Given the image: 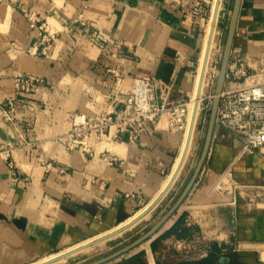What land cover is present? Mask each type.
I'll list each match as a JSON object with an SVG mask.
<instances>
[{"label": "crops", "instance_id": "0c3cea01", "mask_svg": "<svg viewBox=\"0 0 264 264\" xmlns=\"http://www.w3.org/2000/svg\"><path fill=\"white\" fill-rule=\"evenodd\" d=\"M216 1L0 0V105L13 96L17 74L46 83L18 95L12 124L0 112V146L18 145L9 155L10 168L0 157V264H40L65 255L129 224L164 189L185 135L171 131L165 116L135 143L125 136L115 140L113 130L92 135L89 155L64 150L56 137L71 129L73 113L114 111L109 97L130 91L134 77L152 78L156 96L165 90L169 102L188 107L197 93ZM235 2H220L207 71L218 69ZM27 13L38 19L34 28ZM38 26L51 36L47 44ZM232 55L252 68L264 55V0L238 1ZM197 118L184 169L134 226L154 224L186 185L206 128ZM221 176L226 185L216 190ZM263 178L264 161L214 129L200 173L178 209L128 256L140 254L144 264H190L172 243L182 231L183 238L196 234L215 247L213 264L220 257L227 264H264V210L247 203ZM127 232L112 238L111 247L126 242Z\"/></svg>", "mask_w": 264, "mask_h": 264}, {"label": "built area", "instance_id": "2783aa9c", "mask_svg": "<svg viewBox=\"0 0 264 264\" xmlns=\"http://www.w3.org/2000/svg\"><path fill=\"white\" fill-rule=\"evenodd\" d=\"M199 3L194 2L193 13H198ZM29 26L34 28L37 17L27 13ZM40 30L41 43L47 44L51 36L47 35L42 26ZM256 67L252 68L247 59L232 55L229 56L224 84L217 95L218 103L215 111L214 129L231 134L240 141L244 150L252 151L264 161V55L255 61ZM216 67L212 66L206 72L204 87L210 92L216 83ZM45 80L31 74H17L13 77V91L11 97L6 98L0 105L2 120L12 124L16 116L15 103L20 94L29 95L45 86ZM155 81L149 77H134L130 91L122 93L117 91L109 97V104L116 107L114 111L100 110L92 116L73 113L71 115V129L56 140L66 151H76L89 155L91 148L89 139L92 135L99 138L109 130H113L115 140L125 136L129 143H135L159 117L165 116L171 131H182L185 127L187 106L186 102H169L166 91L159 89L155 93ZM214 98L211 92L201 96L209 100L205 108L200 107L198 116L203 109L209 110L210 100ZM31 105L30 101H24ZM202 122H205L202 118ZM23 142L22 144H24ZM21 144V143H20ZM26 145V144H25ZM18 145L0 146V157L10 168L8 161L10 153ZM114 161L113 157H106ZM216 190H224L226 185L216 181ZM239 188L243 187L238 185ZM254 195L247 197V203L255 209L264 210V178L254 186ZM173 247L182 255L184 261L195 262L205 258L211 252V243L194 234L187 238L173 240Z\"/></svg>", "mask_w": 264, "mask_h": 264}, {"label": "water", "instance_id": "95a60500", "mask_svg": "<svg viewBox=\"0 0 264 264\" xmlns=\"http://www.w3.org/2000/svg\"><path fill=\"white\" fill-rule=\"evenodd\" d=\"M238 1L239 0H236L233 11H232L228 34H227V37H226V40L224 43V47H223V50L221 53V57H220L219 68L216 71V83H215L214 89L212 90V93L214 94V98L212 99L211 103L209 104V118H208V122H207V125L205 128L202 149H201L200 155H199L198 160L194 166L193 172H192L189 180L187 181L186 185L184 186V188L182 189V191L180 192L178 197L171 204L169 209L147 231H145L142 235H140L139 237L134 239L132 242L127 243L126 245H124L123 247H121L119 249H116L112 253L107 254L105 256H102V257H100L94 261H91V262H88L85 264H106L108 262H111L112 260H115L116 258L123 256V254L134 249L135 247H137L142 242L150 239L173 216L174 212L178 209L181 202L186 197L187 193L189 192V190L191 189V187L195 183V181H196V179L200 173L201 167H202L203 162L206 158V155H207L208 149L210 147V143H211V138H212V134H213V130H214L215 111H216V107H217V103H218L217 95H218V93H220V91L223 87V84H224L226 68H227L229 55H230V48H231V41H232V36H233L235 17H236L237 8H238ZM220 2H221V0H217L216 5L214 6V9H213L212 16H211V25H210V30H209V33L207 36V44L205 47V52H204V56H203L204 59H203L202 69H201V78L199 81V86H200L199 92H201L203 89V81L205 79V75H206V71H207L208 59H209V54H210V50H211V43H212V38H213V33H214V29H215V24H216V20H217V14H218ZM197 96L199 99L200 94L198 93ZM194 112H195V109H194ZM196 119L197 118L194 117V119L191 122L189 131H188V137L186 140L187 141L186 147H185V150L183 151V156L181 157V161H180L181 163L176 168L175 173L173 174L171 180L166 185L165 189L161 192V194L157 197V199L149 207H147L144 214H146V212L148 213L149 211H151V209H153L159 203V201H161V199L167 194V192L169 191V189L171 188V186L174 184L177 177L179 176L181 169H182V166L185 163V160L187 158V155H188V152H189V149L191 146L192 132H193V129H195ZM139 218L135 219L133 222L127 224L126 226L122 227L121 229L113 231V232L109 233L108 235H105L99 239H95L94 241H91L90 243L84 245L83 247L75 249L70 254L68 253V254L63 255V257L68 258L74 254H77L81 251L86 250V248L88 249L92 246H95V245L101 243V242H104V241H107L111 238H114L115 236L121 234L123 231L127 230L128 227L135 224L139 220ZM51 263L52 262H49V263L47 262V263H43V264H51ZM227 263H228L227 258L220 257L219 264H227Z\"/></svg>", "mask_w": 264, "mask_h": 264}, {"label": "rangeland", "instance_id": "374dc122", "mask_svg": "<svg viewBox=\"0 0 264 264\" xmlns=\"http://www.w3.org/2000/svg\"><path fill=\"white\" fill-rule=\"evenodd\" d=\"M218 68H219V66H218ZM203 84H204V81H203ZM212 92V91H211ZM210 92V90H209V88H207V87H204L203 86V89H202V91L199 93L200 94V98H201V96L203 95V96H207L208 94H210L211 93ZM200 98L198 99L197 98V93H196V95L194 96V98H193V100H194V102H192L194 105H192L191 106V103L190 104H188L189 106L187 107V112H186V122H185V126H186V124H187V121H188V115L190 114V111L192 110L193 112H194V109H195V112L194 113H192L193 114V119H194V117L195 118H197L198 117V111H199V108L200 107H204L205 108V106H206V104L209 102V100H203L201 103H200ZM188 102V101H187ZM210 102H211V100H210ZM197 104V105H196ZM196 113H197V115H196ZM191 114V115H192ZM200 116L204 119V123H205V127H206V125H207V122H208V118H209V110L207 109V111H206V109H203L202 111H201V113H200ZM192 119V120H193ZM196 120H198V118L196 119ZM197 124V123H196ZM196 124H195V127H196ZM183 131V133H185V128L182 130ZM193 133H194V129H193ZM192 139V138H191ZM186 161V160H185ZM184 167H185V163H184V165H183V167H182V169H181V171L184 169ZM193 169H194V167H192V168H190L189 170H188V174H187V177H186V180H185V182H184V184L187 182V180H189V177L191 176V174H192V172H193ZM178 179V178H177ZM219 180H221V182H223V180H224V178L221 176L220 178L218 177L217 179H216V181L218 182ZM215 181V182H216ZM180 192H181V190L179 191V193L176 195V197L175 198H177V196L180 194ZM175 198H174V200H175ZM145 211V210H144ZM143 211V212H144ZM144 218V217H143ZM142 218V219H143ZM141 219V220H142ZM141 220H139V221H141ZM133 220H131L130 222H132ZM138 221V222H139ZM149 222V221H148ZM152 224H153V222H151L148 226H146V227H144L143 229L142 228H140V224H138L137 226H132L131 228L129 227V228H127V231H128V229H129V232H127V233H130V234H128V235H130V237H128V240L126 241V242H122V243H120L119 245H117L116 247H111V245H112V243H114L115 242V239L114 240H111V239H109V240H107V241H104V242H101V243H99V244H97V245H95V246H92V247H90V248H86L87 250H84V252H79V253H77V254H74V255H72V256H70V257H68V258H66V257H61V256H58V257H56L55 259H53V258H51L50 260L49 259H46L45 261H43V262H41L40 264H43V263H46V262H52L53 261V263H51V264H85V263H88V262H91V261H94V260H96V259H98V258H100V257H102V256H105V255H107V254H110V253H112L113 251H115L116 249H119V248H121V247H123L124 245H126L127 243H130V242H132L134 239H136L137 237H139L140 235H142L145 231H147L151 226H152ZM121 228V227H120ZM119 228H117V229H115L114 231H116V230H118ZM111 232H113V231H111ZM110 232V233H111ZM124 232V231H123ZM108 235V234H107ZM105 236V235H104ZM101 237H103V236H99V237H96V238H94V239H92L91 241H94L95 239H98V238H101ZM91 241H89V242H87L86 244H88V243H90ZM86 244H83V245H81V246H79L78 248H80V247H83L84 245H86ZM108 247H110V249H107ZM77 247L76 248H74L72 251H74L75 249H78ZM71 251V252H72ZM133 251V249L132 250H130L129 252H127V253H125V254H123V256H121V257H119V258H116L115 260H112L111 262H108V263H106V264H115V263H117V262H119V261H123V260H127V259H129V258H131V256H128L129 254H130V252H132ZM70 253V252H69ZM122 257H124V259L122 258ZM119 259H121V260H119ZM55 260H57V262L55 261ZM55 261V262H54Z\"/></svg>", "mask_w": 264, "mask_h": 264}, {"label": "bare ground", "instance_id": "6f19581e", "mask_svg": "<svg viewBox=\"0 0 264 264\" xmlns=\"http://www.w3.org/2000/svg\"><path fill=\"white\" fill-rule=\"evenodd\" d=\"M216 2H217V1H216ZM215 5H216V3H215ZM210 25H211V23H210ZM209 30H210V28H209ZM208 33H209V32H208ZM207 36H208V35H207ZM206 44H207V41H206ZM205 47H206V46H205ZM204 50H205V49H204ZM203 59H204V58H203ZM201 69H202V68H201ZM199 78H201V76L198 77V81H199ZM199 88H200V86H199V83H198L197 90H196L197 95H198V93H200V92H199ZM197 98H198V96H197ZM193 101H194V100H192V102H193ZM192 105H194V104L191 103V106H192ZM196 105H197V104H196ZM187 111H188V110H187ZM192 113H194V112L191 110V111H190V114L188 115V118H189V119H188V121H187V124H186V126L184 127V128H185L184 142H183V146H182V149H181V154H180V156H179V158H178V161H177V164H176V168H177V167L179 166V164L181 163V162H180V161H181V157L183 156V151L185 150V147H186V143H187L186 140H187V137H188V131H189V128H190V125H191L192 119H193V118H192V117H193V114H192ZM191 114H192V115H191ZM196 115H197V113H196ZM192 138H193V132H192ZM191 142H192V139H191ZM183 165H184V164H183ZM182 167H183V166H182ZM175 170H176V169H175ZM175 170H174L173 174L175 173ZM173 174H172V176H173ZM172 176L169 177L170 179L168 178L169 181L171 180ZM168 179H167V181H168ZM167 184H168V183H167ZM165 187H166V186H165ZM165 187H164V189H165ZM164 189H163V190H164ZM163 190H162V191H163ZM162 191H161V192H162ZM161 192L158 194V196L161 194ZM158 196H157V197H158ZM157 197L152 201V203L157 199ZM152 203H151V204H152ZM151 204H150V205H151ZM150 205H149V206H150ZM146 209H147V208H146ZM146 209H145V211H146ZM145 211L140 215L141 217L139 216L140 218L137 217V218H139V220H141L143 217H145V216L148 214L147 212H146V214H144ZM137 218H136V219H137ZM134 220H135V219H134ZM134 220H133V221H134ZM139 220H138V221H139ZM133 221H132V222H133ZM138 221H137L136 223H138ZM130 223H131V222H130ZM136 223H135V224H136ZM135 224L131 225L130 228H131L132 226H134ZM121 228H122V227H121ZM121 228H119V229H121ZM128 228H129V227H128ZM98 239H99V238H98ZM72 252H73V251H72ZM72 252H70V253H72ZM70 253H69V254H70ZM67 254H68V253H67ZM61 257H63V255H62ZM53 259H55V258H53ZM49 260H50V259H49ZM44 261H45V260H44ZM55 261L57 262V260H55ZM55 261H54V262H55ZM49 262H50V261H49ZM49 262H48V263H49ZM46 263H47V262H46ZM52 263H53V261H52Z\"/></svg>", "mask_w": 264, "mask_h": 264}, {"label": "trees", "instance_id": "16d2710c", "mask_svg": "<svg viewBox=\"0 0 264 264\" xmlns=\"http://www.w3.org/2000/svg\"><path fill=\"white\" fill-rule=\"evenodd\" d=\"M176 225H178V221L175 223V225H173V227L171 228V230L174 229V227H176ZM182 235V231L180 232ZM164 235V234H163ZM181 235H177V238H183ZM216 250L215 247L211 244V252L203 259H200L198 261L195 262H189L190 264H213L212 259L215 260L216 259ZM218 253V252H217ZM115 264H144L143 261L140 259V254H137L127 260H123L120 262H117Z\"/></svg>", "mask_w": 264, "mask_h": 264}]
</instances>
